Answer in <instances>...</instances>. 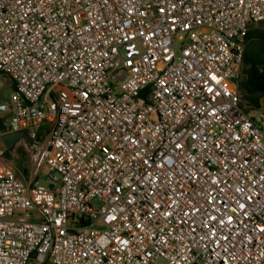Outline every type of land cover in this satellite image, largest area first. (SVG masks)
I'll list each match as a JSON object with an SVG mask.
<instances>
[{
  "label": "built area",
  "instance_id": "obj_1",
  "mask_svg": "<svg viewBox=\"0 0 264 264\" xmlns=\"http://www.w3.org/2000/svg\"><path fill=\"white\" fill-rule=\"evenodd\" d=\"M261 21L264 0H0V114L32 158L0 161V264H264Z\"/></svg>",
  "mask_w": 264,
  "mask_h": 264
},
{
  "label": "trees",
  "instance_id": "obj_2",
  "mask_svg": "<svg viewBox=\"0 0 264 264\" xmlns=\"http://www.w3.org/2000/svg\"><path fill=\"white\" fill-rule=\"evenodd\" d=\"M241 90L243 100L248 105V110L262 107L261 100L264 97V21L250 23L245 36ZM8 119V115L0 114L1 133L10 131ZM19 151L24 156L28 154L24 148ZM2 155L11 159L12 152L5 148ZM25 162L21 163L19 167L16 166V168L27 175L30 169Z\"/></svg>",
  "mask_w": 264,
  "mask_h": 264
},
{
  "label": "rangeland",
  "instance_id": "obj_3",
  "mask_svg": "<svg viewBox=\"0 0 264 264\" xmlns=\"http://www.w3.org/2000/svg\"><path fill=\"white\" fill-rule=\"evenodd\" d=\"M2 84V86H1ZM13 91V84L12 80L7 77L6 75L0 74V99L2 100H8L11 97ZM262 107L264 108V97L261 100ZM256 109V110H260ZM1 136V135H0ZM5 145L3 141L0 138V161H6L11 165H14L15 167L21 165V163H24L26 160V165L30 167L32 166V158L30 155V150H29V142L28 139L25 137L23 138L16 146L15 148L11 151L12 152V157L11 159H8L2 155V153L5 151ZM24 148L25 151H27V156H24L19 150ZM44 182V181H43ZM47 264H52V263H47Z\"/></svg>",
  "mask_w": 264,
  "mask_h": 264
},
{
  "label": "water",
  "instance_id": "obj_4",
  "mask_svg": "<svg viewBox=\"0 0 264 264\" xmlns=\"http://www.w3.org/2000/svg\"><path fill=\"white\" fill-rule=\"evenodd\" d=\"M25 130L8 131L2 133L0 138L3 141L5 147L12 151L15 146L25 137Z\"/></svg>",
  "mask_w": 264,
  "mask_h": 264
},
{
  "label": "crops",
  "instance_id": "obj_5",
  "mask_svg": "<svg viewBox=\"0 0 264 264\" xmlns=\"http://www.w3.org/2000/svg\"><path fill=\"white\" fill-rule=\"evenodd\" d=\"M2 133H1V131H0V135H1ZM5 149V148H4Z\"/></svg>",
  "mask_w": 264,
  "mask_h": 264
}]
</instances>
